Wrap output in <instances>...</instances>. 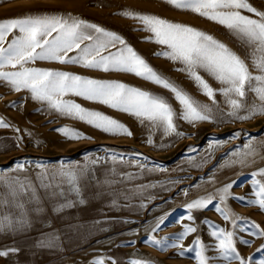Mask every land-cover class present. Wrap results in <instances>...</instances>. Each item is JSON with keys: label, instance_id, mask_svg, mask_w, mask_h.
Here are the masks:
<instances>
[{"label": "rangeland", "instance_id": "1", "mask_svg": "<svg viewBox=\"0 0 264 264\" xmlns=\"http://www.w3.org/2000/svg\"><path fill=\"white\" fill-rule=\"evenodd\" d=\"M250 2L264 10V0ZM126 9L196 27L224 42L242 57L245 56L242 46L225 27L190 11L177 10L164 0H0V20L26 14H72L86 19L120 34L154 69L197 101L209 103L186 74L176 71L178 64L155 55L162 50L161 46L148 42L146 37L150 34L141 30L135 20L119 14ZM249 64L251 67L250 61ZM29 66L68 71L92 79L121 81L164 96L179 111L178 103L168 90L130 73L103 72L52 61H37ZM206 79L214 88L220 87L218 82L207 76ZM66 99L119 120L133 135H109L78 119L41 110V104L32 101L28 93L14 92L0 82V116L21 130L17 133L13 128H0V173L6 171L13 174L17 163L26 165L24 175L36 183L35 176L41 170L37 165L50 170L62 166L87 167L90 173L81 181L80 196L67 192L66 198L72 201L73 207L66 208L62 213L52 211L56 206L55 199L45 194L44 190H39L42 211L37 213L34 211L35 205H26L30 226L0 235V249H19L16 253L0 257V264H92L95 258L101 256L106 264L110 259H115L117 264H130L133 259L149 261L150 264H197L194 251L180 256L179 249L161 250L147 242L149 236L164 239L179 233L183 224L193 223L186 218L187 203L214 194L232 181H235L230 190L233 196H244L249 200L255 198L252 173L264 167V159L257 157L254 164L247 166L226 164L236 158L234 153L243 150L245 144L255 142L256 145H264V115L245 121L226 119L222 123L199 122L195 126L178 121V128L184 136L164 137L157 131L153 134L154 145H148L149 130L136 118L82 97L69 96ZM216 99L220 107L227 111L224 97L217 95ZM253 99L250 93L249 102ZM14 101L16 107H10ZM62 127L77 129L88 138L67 139L56 131ZM236 132L240 133L239 137L232 138ZM18 135L23 137L22 141H17ZM213 141L222 143L210 147ZM17 143L19 147H16ZM161 144L170 146L161 148ZM258 151L264 154V150L258 148ZM137 153L142 155L137 157ZM113 155L117 157L116 160L112 159ZM93 160L95 164H92ZM137 160L145 164L146 169L134 166ZM153 168V171L147 170ZM127 174H132L133 178L122 179ZM107 180L114 182L105 183ZM170 181L176 183L170 184ZM141 185L156 187L147 188L142 195H132L129 190ZM185 190L187 195L184 194ZM125 195L129 197L127 200L124 199ZM150 195L155 199L149 201ZM80 199H84L85 203L80 204ZM114 199L116 206L112 204ZM141 203L146 207L141 208ZM227 203L235 214L255 221L264 229V211L257 206H245L241 200L231 198ZM214 204L204 210H192L195 218L193 226L197 227L198 232L186 237L183 244L194 247L192 242L199 235L202 242L209 246L206 255L210 257V264H226L215 250L212 229L205 221L233 229L215 211ZM0 213L17 215L19 210L3 206ZM164 215L167 216L165 223L153 233L151 229L157 218ZM235 231L238 250L248 258L246 264H258L264 259V251H257L264 245V238L251 236L248 230H242V226ZM53 233L59 236L58 246L40 247L39 241ZM241 239H248L251 243L244 245L240 243ZM233 264L238 262L234 261Z\"/></svg>", "mask_w": 264, "mask_h": 264}, {"label": "snow or ice", "instance_id": "2", "mask_svg": "<svg viewBox=\"0 0 264 264\" xmlns=\"http://www.w3.org/2000/svg\"><path fill=\"white\" fill-rule=\"evenodd\" d=\"M164 3L177 10L190 11L225 27L245 51V56L242 57L209 33L155 14L127 9L119 13L135 20L141 26V30L149 33L146 40L160 45L162 49L155 55L178 64L176 71L186 74L209 103L197 101L154 69L117 32L72 14H26L0 20V82L14 92L28 93L32 101L41 104V110H47L49 113L54 111L61 116L78 119L113 136L130 137L133 133L119 120L103 112L84 108L66 97H82L126 113L148 128L149 135L146 140L148 145H154L153 134L157 131L164 137L184 136L185 134L178 128V121L195 126L199 122L222 123L226 119L245 121L257 115H264V10L255 7L250 0H164ZM70 53L74 54L69 55ZM37 61L74 64L103 72L133 74L168 90L178 103L179 111L164 96L132 87L121 81L92 79L68 71L29 66ZM206 76L218 82L220 87L214 88ZM250 93L254 97L251 103L248 100ZM217 95L224 97L227 111L220 107ZM9 106L16 107V102ZM0 128H13L17 133L21 131L2 116ZM56 131L70 140L88 138L77 129L62 127ZM239 135V132L233 133L232 138H238ZM16 139L22 141L23 137L18 135ZM220 143L222 142L213 141L210 147ZM19 146L17 143L16 147ZM166 146L170 145H160L161 148ZM258 148L264 150V145H256L255 142L245 144L243 150L234 153L236 158L230 160L226 166L237 164L247 166L254 164L257 157L264 159V154L258 151ZM136 155L139 157L142 154ZM112 159L116 160L117 157L113 155ZM95 163L93 160L92 164ZM134 166L146 169V165L139 160ZM37 167L41 169L35 176L38 183L24 175L27 171L24 163H17L13 174L6 171L0 173V207H14L19 210L17 215L0 213V235L24 230L30 226L26 205H35L34 211L37 213L42 211L41 197L38 194L41 189L55 199L56 206L52 211L62 213L66 208L73 207L72 201L66 198L67 192L71 191L80 196L81 181L86 175H90L87 167L62 166L51 170L40 165ZM252 175L254 199L233 196L230 190L235 181L227 183L214 194L193 199L185 205L188 210L186 218L192 221V224H183L179 233L164 239L149 236L147 242L161 250L179 249L180 256L194 251L197 264H210V257L206 255L209 246L202 242L199 235L192 242L194 247H185L183 241L190 234L198 232L197 227L193 226L195 218L192 210L207 209L214 201H218L214 204L215 211L225 222L231 224L233 230L205 221L212 229L211 237L216 241L215 250L226 264H233L234 261L246 264L248 258L243 257L238 250L235 229L242 226V230H248L251 236L261 238H264V229L255 221L235 214L227 201L230 198L238 199L244 202L245 206L254 205L264 211V167L257 169ZM132 178V174L122 177L128 180ZM113 182L105 181L109 184ZM169 183L175 184L176 181ZM154 187L156 185H141L129 191L134 196L142 195L144 190ZM184 194H188L187 190ZM128 198V195L124 196L125 200ZM153 199L155 196H148L149 201ZM79 203L84 204V199H80ZM112 204L116 206L117 201L114 199ZM140 207L144 208L146 205L141 203ZM166 218V215L158 217L151 231L155 233L159 230ZM240 243L249 245L251 241L241 239ZM58 244L59 236L55 233L39 241L40 247L55 248ZM18 251L19 249L14 247L0 249V257ZM257 251H264V245ZM92 264H106V261L101 256L95 258ZM108 264H117V261L110 259ZM130 264L150 262L133 259ZM258 264H264V259Z\"/></svg>", "mask_w": 264, "mask_h": 264}]
</instances>
